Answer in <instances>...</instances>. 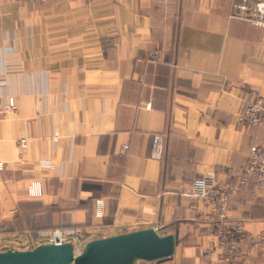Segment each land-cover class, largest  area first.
Instances as JSON below:
<instances>
[{
  "label": "crops",
  "instance_id": "1",
  "mask_svg": "<svg viewBox=\"0 0 264 264\" xmlns=\"http://www.w3.org/2000/svg\"><path fill=\"white\" fill-rule=\"evenodd\" d=\"M237 2L0 0V252L46 231L89 242L150 228L174 253L137 264H205L211 212L180 190L207 171L232 184L264 148V116L239 122L251 91L264 98V28L234 17ZM240 200L228 217L259 234L264 190ZM232 264H264V249Z\"/></svg>",
  "mask_w": 264,
  "mask_h": 264
},
{
  "label": "built area",
  "instance_id": "2",
  "mask_svg": "<svg viewBox=\"0 0 264 264\" xmlns=\"http://www.w3.org/2000/svg\"><path fill=\"white\" fill-rule=\"evenodd\" d=\"M45 1L47 0H27L29 3ZM76 1L88 2L89 0ZM233 16L250 22L257 27L264 28V2L238 0L233 7ZM148 59L158 60L159 53L157 51L151 52ZM15 111L16 107L13 98L8 99L7 103L1 108V112ZM263 116L264 98L258 91L253 90L243 106L239 122L247 127H258L262 124ZM154 143L155 154L160 156L163 147V137H156ZM20 146L24 147L23 142H20ZM123 149L124 153H127L128 146H124ZM3 169L4 165L0 163V171H3ZM232 175L235 179V185L227 186L219 184L213 172H205L190 184L184 186L179 192L182 197L199 200L206 204L218 217L215 235L219 245L215 254L217 258L221 259L217 261L218 264H229L238 259L241 254V242L245 240L246 236L240 224L226 221V214L239 205L237 196L239 190H245L252 184L256 187L264 188V148L258 145L251 146L243 163L232 172ZM96 214L98 216L102 215L100 201L96 203ZM258 239L263 238L260 237ZM87 243L88 241L79 237L78 231L54 230L39 233L37 244L32 249L40 245L71 244L73 256L76 257L83 252ZM221 255H223L222 258L220 257Z\"/></svg>",
  "mask_w": 264,
  "mask_h": 264
},
{
  "label": "water",
  "instance_id": "3",
  "mask_svg": "<svg viewBox=\"0 0 264 264\" xmlns=\"http://www.w3.org/2000/svg\"><path fill=\"white\" fill-rule=\"evenodd\" d=\"M172 235L144 229L89 241L78 256L72 245H40L28 251H1L0 264H134L169 258L174 253Z\"/></svg>",
  "mask_w": 264,
  "mask_h": 264
},
{
  "label": "rangeland",
  "instance_id": "4",
  "mask_svg": "<svg viewBox=\"0 0 264 264\" xmlns=\"http://www.w3.org/2000/svg\"><path fill=\"white\" fill-rule=\"evenodd\" d=\"M257 1V0H256ZM151 61H155V60H151ZM245 104V103H244ZM247 127V126H246ZM248 128H255V127H248ZM158 136H161V135H158ZM158 136H156V137H158ZM155 137V138H156ZM163 137V136H162ZM163 140H164V138H163ZM154 145H155V143H154ZM259 146V145H258ZM162 150H163V147H162ZM249 151V150H248ZM248 153V152H247ZM126 154V153H125ZM162 154V153H161ZM161 154H160V156H161ZM247 155V154H246ZM154 156H156V157H160V156H157L156 154H155V148H154ZM246 157V156H245ZM4 170V169H3ZM236 170V169H235ZM235 170H232V171H230V179L232 180V184H225V183H223V182H220V181H218L217 180V178H216V175H215V173L213 172V174H214V176H215V179H216V181L217 182H219V184H222V185H229V186H233V185H235V179H234V177H233V175H232V172L233 171H235ZM207 172H212V171H207ZM201 176V175H200ZM199 176V177H200ZM255 189V190H257V191H263L264 190V188H259V187H256V186H254V184H252L251 186H249V187H247L245 190H239L238 192H237V196H238V199H239V205L237 206V207H235V208H232L227 214H226V221L228 222V223H238V224H240L241 225V227L243 228V231H244V234H245V240H243L242 242H241V254H240V256L238 257V259H236V260H234V261H232V262H230L229 264H232V263H234V262H237V261H239L241 258H242V256L245 254V252H246V250H255V251H257V252H262L263 251V249H264V230L262 231V232H260L259 234H257V235H252V234H249L247 231H246V229H245V227H244V223L242 222V221H239V220H232V219H230L229 217H228V214L230 213V212H232V211H234L235 209H237L239 206H240V203H241V200H240V194H242V193H244V192H247L248 190H250V189ZM199 201V200H198ZM201 205L203 206V207H205V208H208L209 210H210V212H211V216H212V221H211V225H210V229H209V236L211 237L210 238V243H209V245L204 249V251H203V260H204V262H205V264H218L217 263V261L218 260H221V259H219V258H217V255L215 254V252L217 251V247L219 246L218 245V243H217V240H216V237H215V235H216V232H217V228H216V225H217V220H218V217L216 216V214H214L212 211H211V209L206 205V204H204V203H202L201 202ZM54 231V230H53ZM70 231V230H69ZM73 231H78V230H73ZM79 232V231H78ZM263 238V239H258V238ZM256 242V243H255ZM221 258L223 257V255H221L220 256ZM225 257V256H224ZM217 258V259H216ZM224 260V259H223ZM139 261H137V262H135L134 264H137Z\"/></svg>",
  "mask_w": 264,
  "mask_h": 264
}]
</instances>
